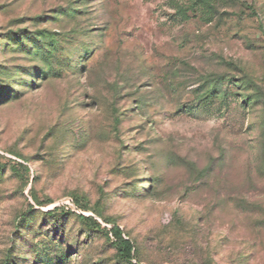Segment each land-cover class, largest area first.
Here are the masks:
<instances>
[{
    "label": "rangeland",
    "instance_id": "obj_1",
    "mask_svg": "<svg viewBox=\"0 0 264 264\" xmlns=\"http://www.w3.org/2000/svg\"><path fill=\"white\" fill-rule=\"evenodd\" d=\"M0 264H264V0H0Z\"/></svg>",
    "mask_w": 264,
    "mask_h": 264
},
{
    "label": "trees",
    "instance_id": "obj_2",
    "mask_svg": "<svg viewBox=\"0 0 264 264\" xmlns=\"http://www.w3.org/2000/svg\"><path fill=\"white\" fill-rule=\"evenodd\" d=\"M85 202L86 201L84 199L74 198V204L77 206H82L85 208ZM53 212H55V209L48 211V213L50 214ZM79 218L85 223L86 226H89L91 228L100 227L99 223L95 221L92 217L79 215ZM110 232L114 238V245L116 246L118 253L127 260L131 259L133 257V252H135L133 242L129 238L123 236L122 230L117 226L112 227L110 229Z\"/></svg>",
    "mask_w": 264,
    "mask_h": 264
}]
</instances>
